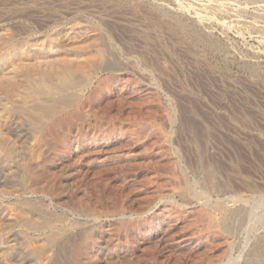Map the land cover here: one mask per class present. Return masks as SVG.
<instances>
[{
    "label": "rangeland",
    "instance_id": "rangeland-1",
    "mask_svg": "<svg viewBox=\"0 0 264 264\" xmlns=\"http://www.w3.org/2000/svg\"><path fill=\"white\" fill-rule=\"evenodd\" d=\"M78 26L106 59L2 185L67 228L47 264H264V0H0V32L35 47Z\"/></svg>",
    "mask_w": 264,
    "mask_h": 264
},
{
    "label": "bare ground",
    "instance_id": "bare-ground-1",
    "mask_svg": "<svg viewBox=\"0 0 264 264\" xmlns=\"http://www.w3.org/2000/svg\"><path fill=\"white\" fill-rule=\"evenodd\" d=\"M54 37L49 46L35 47L0 32L1 187L15 171V163L26 168L29 162L41 160L46 145L35 133L77 104L81 93L92 84L93 68L106 59L104 35L97 29L78 26ZM68 47L76 50L74 56L62 54ZM26 182L22 188L0 187V194L12 196L13 190L15 197L22 196L20 192L26 188ZM186 193L202 199L195 189L187 188ZM19 198L9 200L15 205L13 211L0 203V264H47L55 251L60 252L67 228L45 213L30 196ZM211 208L206 215L210 224L218 228H227L240 212L238 208H228L225 202H216ZM258 243L264 245V239ZM70 244V256L77 262L79 244L75 241ZM58 254L56 257H60Z\"/></svg>",
    "mask_w": 264,
    "mask_h": 264
}]
</instances>
